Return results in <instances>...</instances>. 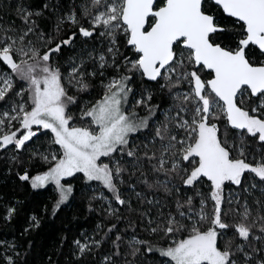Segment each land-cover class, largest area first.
<instances>
[{
    "label": "snow or ice",
    "instance_id": "obj_1",
    "mask_svg": "<svg viewBox=\"0 0 264 264\" xmlns=\"http://www.w3.org/2000/svg\"><path fill=\"white\" fill-rule=\"evenodd\" d=\"M0 13V163L56 194L21 235L71 208L77 182L98 217L47 264L66 246L65 264H264V0H0ZM23 249L0 240V264H28Z\"/></svg>",
    "mask_w": 264,
    "mask_h": 264
},
{
    "label": "trees",
    "instance_id": "obj_2",
    "mask_svg": "<svg viewBox=\"0 0 264 264\" xmlns=\"http://www.w3.org/2000/svg\"><path fill=\"white\" fill-rule=\"evenodd\" d=\"M13 2L15 3V0ZM76 195L77 199L72 203L71 208H64L56 217L50 214L44 216L39 229L21 235L23 228L28 226V215L32 211H39L43 205L51 209L56 194L52 186H49L47 190H39L37 193L32 192L27 186L19 187L15 177L8 175L6 166L0 163V204L9 200L23 202L20 214L11 224H6L0 219V240L23 244V250L29 252L28 264H47L48 255L59 248L61 235H67L71 239L85 229L90 231L97 222V215L88 212L86 198L80 197L78 182ZM0 215H2V210H0ZM29 243H31L30 249L28 248ZM63 252L64 255L59 257L60 264H65L68 258L67 246ZM53 259L56 257L54 256Z\"/></svg>",
    "mask_w": 264,
    "mask_h": 264
}]
</instances>
